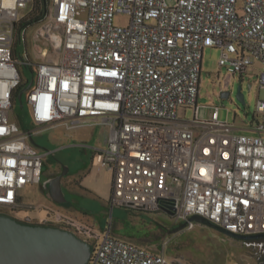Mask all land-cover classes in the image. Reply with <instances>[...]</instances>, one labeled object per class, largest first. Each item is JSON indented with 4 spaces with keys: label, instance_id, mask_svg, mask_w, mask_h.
<instances>
[{
    "label": "built area",
    "instance_id": "built-area-1",
    "mask_svg": "<svg viewBox=\"0 0 264 264\" xmlns=\"http://www.w3.org/2000/svg\"><path fill=\"white\" fill-rule=\"evenodd\" d=\"M118 13L126 24L114 22ZM205 46L220 48L230 75L260 61L264 87V0H0V209L35 218L18 217L29 208L21 191L41 182L52 151L30 137L55 125L106 126L92 157L111 173V206L170 208L175 223L200 214L237 234L264 233V100L249 132L220 121L217 106L199 118ZM21 65L31 72L28 126L10 118ZM65 224L92 246L87 264H178L110 229Z\"/></svg>",
    "mask_w": 264,
    "mask_h": 264
},
{
    "label": "rangeland",
    "instance_id": "rangeland-1",
    "mask_svg": "<svg viewBox=\"0 0 264 264\" xmlns=\"http://www.w3.org/2000/svg\"><path fill=\"white\" fill-rule=\"evenodd\" d=\"M172 4L175 0H166ZM32 7L29 4L26 10ZM128 17L124 13L114 16L116 24H126ZM37 23H32L27 28L31 35ZM221 50L219 47L205 46L202 53L200 87L197 98L199 105L198 115L201 119H210L215 106L218 107L219 120L227 122L239 132H249L247 128L253 124L257 111V103L264 100V87L259 88L258 71L262 64L254 62L253 66L243 74H229L226 67L218 64ZM24 84L29 83L31 72L24 66H19ZM241 86L244 96L242 103L236 96L237 86ZM228 90L229 95L222 98L220 92ZM25 93L22 95L23 106L14 102L10 110V118L14 121L21 120L25 125H30L27 115V106L24 102ZM193 109L187 108L185 118H191ZM106 126H80L66 128L55 125L33 136L34 141L42 148L51 150L46 156L43 173L53 175L59 169V164L65 169L63 202L52 200L46 188L43 192L39 184L22 190L23 204L29 206L25 211L31 217V224L52 225L68 229L65 222L79 223L93 229L97 234H102L110 229L113 236L122 237L132 242L147 240L152 247L165 248L169 246L168 238L163 237V232L157 227L158 219L154 211L143 212V217L131 216V210L123 206H111L109 197L111 193L112 176L108 170H96L93 160V148L101 147L104 140ZM107 130V129H106ZM58 162V166H56ZM89 170V174L84 175ZM85 176V177H84ZM84 177L83 184H80ZM95 190L101 199L83 196V187ZM45 194V195H44ZM21 211L20 214H23ZM0 214L11 215L7 209H0ZM41 214L44 216L39 217ZM13 216V215H11ZM14 217V216H13ZM41 220L42 222H39ZM187 222L180 235L179 242L174 247L173 255H206L208 262L225 264H259L264 262V243L261 248L248 246L246 241L235 239L220 233L197 221ZM173 229H168V235ZM260 242L263 239H259ZM92 248V246H91Z\"/></svg>",
    "mask_w": 264,
    "mask_h": 264
},
{
    "label": "water",
    "instance_id": "water-1",
    "mask_svg": "<svg viewBox=\"0 0 264 264\" xmlns=\"http://www.w3.org/2000/svg\"><path fill=\"white\" fill-rule=\"evenodd\" d=\"M29 83L18 93V102L22 104V95L30 86ZM229 95L228 90H222V98ZM237 98L244 103L241 86H237ZM33 145L40 147L30 137ZM42 148V147H40ZM63 172L50 179L46 186L49 197L56 202L65 200L61 188L60 177ZM166 211L171 214V209ZM188 221L207 224L216 231L238 240L264 239V233L237 234L220 225L215 224L200 214H193ZM187 222L179 223L172 231L177 232L186 226ZM92 253L89 242L77 236L68 229L52 225L31 224L19 221L7 214H0V264H87ZM259 264H264L260 262Z\"/></svg>",
    "mask_w": 264,
    "mask_h": 264
},
{
    "label": "crops",
    "instance_id": "crops-1",
    "mask_svg": "<svg viewBox=\"0 0 264 264\" xmlns=\"http://www.w3.org/2000/svg\"><path fill=\"white\" fill-rule=\"evenodd\" d=\"M104 131H105L104 132V140H103L102 146L105 144V135L107 132L106 128ZM98 171H100V170H98ZM87 174H89V170L84 175L86 176ZM84 177H82L80 184H83ZM60 183H61V188L63 191V184L65 183L64 179H62V181H60ZM33 185H35V184H33ZM33 185H28L23 190H26L28 187L33 186ZM40 186H41L43 192L45 193V191L43 189V185H40ZM83 190H84L83 196L90 197L93 199H99V200L101 199V196L95 190H93L89 187H86V186L83 187ZM22 193L20 195L21 196L20 198H21V201L23 203L24 195ZM130 210H131V212H130L131 216H135L136 218L137 217H143L144 216L143 212L147 213V211H144V210H133V209H130ZM154 213L157 214V219H158L157 227L161 230V232H163L162 233L163 237L165 236L166 237L165 239L168 238V243L170 244L169 246H166L165 248H158V247L150 246L148 244L147 240H140L137 242H132V241L125 239V238H122V237H118V236H115V237L122 238L124 240L129 241V242L140 245V246L148 249L149 251H151L153 253L161 254L166 259V261H168V262H175L178 264H219V263H214V262H208L206 260L207 259L206 255H173V253H174L173 248L174 247H171V246H175L179 242L180 235H182L184 231L182 229V230L175 232V234H173V235L167 236L168 229H172L171 227L173 225H176L179 223H175L172 220V218L170 217V214L164 209L155 210ZM21 215H23V214H21ZM42 216H44V215L41 214L39 217H42ZM171 232L174 233V231H171ZM103 234H104V232H102L101 235H103ZM101 235L99 234V236H101ZM261 242L264 243V239ZM221 264H225V263L221 262Z\"/></svg>",
    "mask_w": 264,
    "mask_h": 264
},
{
    "label": "flooded vegetation",
    "instance_id": "flooded-vegetation-1",
    "mask_svg": "<svg viewBox=\"0 0 264 264\" xmlns=\"http://www.w3.org/2000/svg\"><path fill=\"white\" fill-rule=\"evenodd\" d=\"M40 146V145H39ZM41 147V146H40ZM58 162H56V166ZM44 171V170H43ZM63 172V168L62 166L59 164V169L56 171V173H54L53 175H45L43 173V176H42V180L41 182L39 183V185H43V187L46 188V186L49 184V180L56 177L57 175L61 174ZM64 178V174L60 177V181H62V179ZM48 193V192H47ZM21 212V211H20ZM20 212L18 213V217H23L24 215H29L27 212L24 211L23 215L20 214ZM178 224L176 225H173L171 228L173 229L175 226H177ZM264 263V262H263Z\"/></svg>",
    "mask_w": 264,
    "mask_h": 264
},
{
    "label": "trees",
    "instance_id": "trees-1",
    "mask_svg": "<svg viewBox=\"0 0 264 264\" xmlns=\"http://www.w3.org/2000/svg\"><path fill=\"white\" fill-rule=\"evenodd\" d=\"M34 4L35 6L38 5V0H34ZM38 16L37 15H34V19H36ZM26 85L24 84V82H22L14 91L13 93V100L14 102H18V93L19 91L24 88ZM19 103V102H18ZM19 107L21 108V105L19 104Z\"/></svg>",
    "mask_w": 264,
    "mask_h": 264
}]
</instances>
